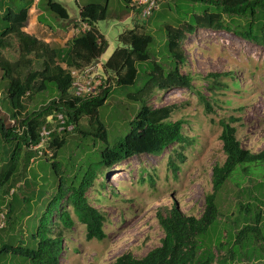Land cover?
Segmentation results:
<instances>
[{"label":"rangeland","instance_id":"1","mask_svg":"<svg viewBox=\"0 0 264 264\" xmlns=\"http://www.w3.org/2000/svg\"><path fill=\"white\" fill-rule=\"evenodd\" d=\"M28 1L14 0L11 4L7 0V3L20 10ZM150 1L155 2L156 9L148 19H143L141 14L146 3L130 0L129 8L124 10L122 0H109L107 19L95 25L108 45L99 58L101 64L119 46L118 35L133 28L154 37L155 59L161 60L167 55L164 23L176 26V21L179 24L189 21L191 11L184 6L177 10L169 2L170 9L164 8L165 0H146ZM32 2L23 31L52 48H64L76 35L80 9L88 3L104 4L105 0H59L69 15L68 20L48 14L44 5H36L38 0ZM194 7L196 13H201L202 6L195 4ZM2 12L0 10V15ZM183 51L186 61L181 74L191 78V88H177L166 93L155 91L148 104L155 109L169 107L173 122L184 120L183 133L192 140L191 145L170 146L157 157H134L103 177H97L86 197L109 221L104 225L106 238L87 241L84 226L74 219L73 229L64 238L60 264H113L125 253L141 259L161 245L164 232L159 215L165 217L175 206L182 215L199 218L204 211L205 196L212 191V169L225 160L219 140L221 120L230 117L239 120L232 126L236 128V138L243 149L252 153L264 149V49L231 34L198 29L186 37ZM4 53L9 60L17 59L16 43L12 41ZM33 67L38 68V65ZM141 84L140 80L133 86L116 88L99 108L97 117L108 132L109 146L128 133V123L135 117L139 105L126 94ZM110 85L114 86L112 82ZM56 96L54 90L36 94L26 102L27 112ZM5 98L2 84L1 116L7 115L9 107ZM80 127L88 130V119H82ZM66 139V145L54 160L61 163L58 174L65 178L75 176L78 184L87 166L97 160L96 154L98 151L100 154L104 146L92 137H81L73 131ZM13 147L12 141L5 142L0 137V174L6 169ZM170 162L177 165V173L172 171ZM50 164L51 161L39 155L25 167L24 163L20 164L16 184L9 195L4 196V202H0V228L4 222L1 215H6L8 210L6 200L12 198L14 206L23 204L22 211L15 215L21 224L2 241L10 235L15 239L13 242L30 244L29 236L57 189L58 180ZM9 184L12 185L11 181ZM215 205L217 219L204 234L196 237L198 249L192 264H202L212 256L214 260L209 264H264V163L238 166L217 192ZM259 213L263 220L256 227L255 218ZM13 242L12 245L19 243ZM18 263L29 264L10 255L3 256L0 262Z\"/></svg>","mask_w":264,"mask_h":264},{"label":"trees","instance_id":"2","mask_svg":"<svg viewBox=\"0 0 264 264\" xmlns=\"http://www.w3.org/2000/svg\"><path fill=\"white\" fill-rule=\"evenodd\" d=\"M13 1L9 0L11 4ZM122 1L123 9L127 10L130 0ZM165 1L164 8L170 9L167 4L169 2L177 10L184 6L187 11H191L189 21L181 24L176 21V26L164 23V47L167 55L161 60L155 59V41L150 33L135 28L126 30L118 35L119 46L103 64L108 80L114 86L103 89L94 97L79 98L70 90L71 71H82L105 53L107 42L95 25L107 19L109 0H105L104 4L88 3L80 9V21L86 23L90 30L72 37L64 48H52L23 31L29 9L33 5L32 0L20 10L13 9L7 0H0V10L3 11L0 15V86L4 84L5 100L9 106L6 108L7 115H0V137L5 142L12 141L14 146L6 169L0 174V202H4V196L9 195L16 184L20 164L24 163L25 167L38 155L39 150L42 152L39 157L51 161V169L58 180L54 196L40 215L35 231L29 236V245L19 240H16L19 243L12 245L11 242L15 239H11L10 235L2 241L10 231H15V226L20 228L21 221L18 222L15 215L23 209V204L14 206L13 198L6 200L8 210L6 215H1L4 222L0 228V262L3 256L10 255L20 259L21 263L60 264L64 238L73 229L74 219L84 226L87 241L104 240V225L109 221L89 204L86 197L97 177H103L134 157H157L170 146L191 145L192 140L183 133L184 120L173 122L170 120L169 107L155 109L148 104L155 91L166 93L177 88H191V78L181 74V67L186 61L183 42L188 35H193L198 29L224 32L264 49V0ZM40 4L44 5L48 14L62 20L69 19L59 0H38L36 5ZM195 4L202 6L201 13L195 12ZM162 14L166 18V12ZM12 41L16 43L18 50V58L15 60H9L4 53L11 47ZM34 64L38 68H34ZM140 80L142 84L135 91L126 94L129 100L139 105L135 117L128 123L129 131L109 146L108 132L98 120V110L105 105L116 88L133 86ZM51 90L56 92L55 98L38 109L27 112V101L36 94ZM58 114L63 119L61 131L56 130L59 126L56 123ZM85 118L89 121L86 131L80 127V121ZM10 120L14 123L11 124ZM238 121L230 117L219 122V140L225 160L212 169V191L205 196L202 215L199 218L184 216L175 206L171 207L165 217L158 216L164 232L159 247L149 251L141 259L125 253L113 264H192L195 261L198 249L196 237L204 234L217 219V192L238 166L264 163V149L252 153L241 147L236 138V128L232 126ZM70 126L72 130H67ZM43 127L49 131L47 142L38 150H33L40 143V131ZM71 131L79 133L81 137H92L95 142L104 146L100 149V154L99 151L96 154L97 160L87 166L78 184L75 176L65 178L58 174L61 163L54 160L66 145V137ZM169 165L174 173L178 172L175 163L170 162ZM10 181L12 185L9 184ZM260 216V213L256 215V227ZM207 259L202 264L211 263L214 257Z\"/></svg>","mask_w":264,"mask_h":264},{"label":"built area","instance_id":"3","mask_svg":"<svg viewBox=\"0 0 264 264\" xmlns=\"http://www.w3.org/2000/svg\"><path fill=\"white\" fill-rule=\"evenodd\" d=\"M146 3L145 8L142 10V18L147 19L151 13L156 9L154 1L146 2L140 0V3ZM76 35L80 33H86L90 30V27L79 21V25L75 28ZM72 83H71V93L75 97L79 98H91L99 94L103 89L110 87L111 82L108 80V76L103 69V64L98 61L92 65L84 68L82 71L73 70L71 71ZM14 121L12 120V124ZM56 123L59 126L56 128L57 131L63 130V119L62 115L58 114L56 116ZM67 130H72V127H68ZM49 131L46 128H42L40 131V143L33 147V150H38L47 142ZM41 151H38V155H41Z\"/></svg>","mask_w":264,"mask_h":264},{"label":"crops","instance_id":"4","mask_svg":"<svg viewBox=\"0 0 264 264\" xmlns=\"http://www.w3.org/2000/svg\"><path fill=\"white\" fill-rule=\"evenodd\" d=\"M263 218H264V216H263ZM263 218H262V216H260L259 224H260V222H262Z\"/></svg>","mask_w":264,"mask_h":264}]
</instances>
